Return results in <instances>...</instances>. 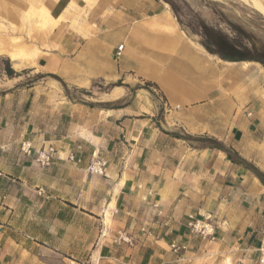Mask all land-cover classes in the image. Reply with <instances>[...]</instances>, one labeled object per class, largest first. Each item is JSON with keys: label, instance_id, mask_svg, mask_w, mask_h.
Masks as SVG:
<instances>
[{"label": "crops", "instance_id": "obj_1", "mask_svg": "<svg viewBox=\"0 0 264 264\" xmlns=\"http://www.w3.org/2000/svg\"><path fill=\"white\" fill-rule=\"evenodd\" d=\"M73 6L86 13L89 30L71 28ZM168 20L154 0L90 6L86 0H0V58L14 72L4 76L8 87L25 65L21 72L58 87L55 102L42 84L26 89L32 104L45 97V117L29 126L15 122L8 134L11 140L20 129L15 141L28 136L33 143V190L42 187L51 196L33 201V237L8 236L1 250L6 264H14L16 254L17 264H251L264 227V184L255 173L264 176V68L206 53L179 30L167 32ZM150 32L163 35L154 48L174 47L171 69L157 72L147 56L135 57ZM15 38L30 52L20 56ZM133 71L159 85V96H149L164 111L163 121H154L155 109L141 110L136 99L115 105L114 90L121 87L99 108L64 94L62 84L89 89ZM56 109L61 118L53 124L48 113ZM182 130L224 149L192 147L167 134ZM50 145L53 160L41 167L34 150ZM35 207L55 209L43 232H37ZM195 222L206 228L204 236L192 229ZM119 232L131 244L119 242Z\"/></svg>", "mask_w": 264, "mask_h": 264}, {"label": "rangeland", "instance_id": "obj_2", "mask_svg": "<svg viewBox=\"0 0 264 264\" xmlns=\"http://www.w3.org/2000/svg\"><path fill=\"white\" fill-rule=\"evenodd\" d=\"M157 5L165 8L168 16L166 29L170 34L177 29L181 32L183 39L191 42L196 48L202 47L200 44V37L197 32L199 30V21H203L208 26L217 25L223 29L229 36H231L227 23L239 27L248 36V40H252L260 48L264 46V15L255 7L252 0H154ZM175 9L176 14L173 12L172 7ZM86 13L82 12L76 6H73L71 12L70 25L76 31L82 28L90 29L87 22H85ZM43 24V18L40 17ZM65 20H69L66 18ZM152 20H149L151 22ZM48 24L42 28H46ZM87 35V34H85ZM26 36L31 40V34L27 33ZM163 36L161 33L150 32L144 37V49L135 48V57L141 54L147 56L151 62L155 63L156 70L159 69L167 71L173 67V57H175L174 47L160 50L154 48L155 38L159 39ZM170 37V36H169ZM21 39H19L20 41ZM23 40V39H22ZM245 42H249V41ZM172 41V39H171ZM246 43V44H247ZM203 48V47H202ZM204 49V48H203ZM205 50V49H204ZM206 52V51H205ZM208 53V52H206ZM209 54V53H208ZM211 55V54H210ZM214 56V55H213ZM217 57V56H216ZM34 65V64H33ZM8 60L4 57L0 58V264H6L7 259L4 260V254H1L3 248L9 246V237L13 238L18 233L17 241H21V235H31L33 237V201L41 202L50 198L45 189L37 187L33 190V143L25 137L23 142L15 141L17 134L21 131L16 129L14 134L9 140L8 134L12 133L13 124L20 122V125L27 123L29 126L33 119L43 120L45 117V97L38 100L37 104L30 102L32 98L31 93H26V89L31 87L34 83H38L41 88L53 93L52 100H57L56 91L57 83L44 82L45 77L41 75H33L29 70L15 72L21 76L18 79L14 88H10L12 83L6 82L4 76H12L13 71L9 68ZM35 74V73H34ZM13 77V76H12ZM11 82H14L12 80ZM6 83V84H5ZM149 85L150 87H146ZM114 86L122 88V92L116 94L119 100L115 105H128L134 99L140 103L141 110H149L154 108L155 112L152 119L155 121H163L164 111L160 109L158 103L154 102L152 98L159 96L156 92L160 87L156 81H148L142 78V73L139 71L131 72L127 79L118 80L113 84H100L95 83L89 89H73L64 88L65 96L75 104H81L90 108H99L104 105L111 98L105 95L110 94ZM10 88V89H8ZM65 89L66 92L65 93ZM5 90V91H3ZM161 90V89H160ZM149 94L152 98H150ZM116 96L114 98H116ZM153 101V102H152ZM155 103V105H154ZM147 109H146V108ZM135 108V106H134ZM60 112L57 109L54 111L53 116L48 113V119H51L53 124L60 120ZM44 115V116H43ZM65 123V122H64ZM6 130V138L4 135V128ZM30 129V127L26 128ZM170 137L182 139L186 144L192 147H205L211 145V141H216L206 135H191L185 131H175L167 133ZM6 141V146H3ZM15 141V142H14ZM217 142V141H216ZM49 147V146H48ZM53 148V146L50 145ZM54 149V148H53ZM45 150L41 148L35 151L37 156L40 152ZM55 150V149H54ZM35 163L41 167V162L35 158ZM34 191V192H33ZM41 199V200H40ZM34 212L38 215L41 224L37 225V232H43L51 225H46V219L49 220V215L55 212V209L49 208H34ZM21 234V235H19ZM6 239V241H5ZM18 243V242H17ZM33 253V252H32ZM256 255L252 261L256 258ZM20 255L16 254L14 264L19 261ZM76 259V258H75ZM73 259V261L75 260ZM11 260V258H10ZM24 261H30L27 257ZM77 261V260H75ZM11 263V262H10ZM12 264V263H11ZM72 264V263H71Z\"/></svg>", "mask_w": 264, "mask_h": 264}, {"label": "trees", "instance_id": "obj_3", "mask_svg": "<svg viewBox=\"0 0 264 264\" xmlns=\"http://www.w3.org/2000/svg\"><path fill=\"white\" fill-rule=\"evenodd\" d=\"M172 10L176 14L173 7ZM226 25L231 36L217 25L208 26L203 21H199V30L197 34L201 39L200 44L205 51L211 55L217 56L224 62H256L261 64L264 68V46L257 48L252 40H248V36L241 28L229 23ZM247 40L249 41L248 43L245 42ZM62 85L64 88L66 87L64 84ZM146 87L150 86L147 85ZM65 93H67L66 89ZM206 147L224 149V147L216 141H211V145ZM255 173L264 184V176L260 175L257 171H255Z\"/></svg>", "mask_w": 264, "mask_h": 264}, {"label": "built area", "instance_id": "obj_4", "mask_svg": "<svg viewBox=\"0 0 264 264\" xmlns=\"http://www.w3.org/2000/svg\"><path fill=\"white\" fill-rule=\"evenodd\" d=\"M123 48V45H120L117 48V55H120V52ZM55 153V150L52 147H47L45 150H43L42 152H40L37 156V161L41 162V164L43 166H49L53 160V155ZM192 229L195 230L197 233H199L200 235L204 236L205 235V227H203L200 223L195 222L192 225ZM119 242H124L126 244H131V238H129L128 236H125L122 233H118V237H117ZM172 249L173 250H177L179 249V247L172 245ZM181 249H184V247H182ZM237 264H242V263H237ZM251 264H264V227L262 229V239L260 242V246L257 250V256L256 258L251 262Z\"/></svg>", "mask_w": 264, "mask_h": 264}, {"label": "bare ground", "instance_id": "obj_5", "mask_svg": "<svg viewBox=\"0 0 264 264\" xmlns=\"http://www.w3.org/2000/svg\"><path fill=\"white\" fill-rule=\"evenodd\" d=\"M87 1V5H92L94 3L95 0H86ZM252 2L254 3L255 7L264 15V0H252ZM13 43L16 44L18 47V52L20 53V56H23L25 54H27L28 52H30V50L25 47V45L19 41L18 38L13 39ZM33 54H35V50H33ZM12 59L17 58L14 54H11ZM122 92V89L117 88L114 90V95L118 94Z\"/></svg>", "mask_w": 264, "mask_h": 264}]
</instances>
